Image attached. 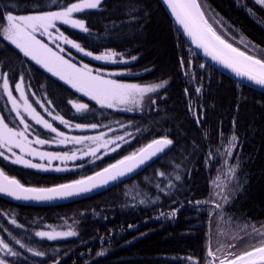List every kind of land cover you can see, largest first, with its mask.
<instances>
[{
  "label": "trees",
  "instance_id": "obj_1",
  "mask_svg": "<svg viewBox=\"0 0 264 264\" xmlns=\"http://www.w3.org/2000/svg\"><path fill=\"white\" fill-rule=\"evenodd\" d=\"M74 2L0 0V11L22 15L37 5L41 11L61 10ZM204 2L217 17L218 34L264 57L263 5L256 0ZM76 16L88 31L64 26L65 33L93 54L115 52L116 65H100L112 70L114 80L167 84L130 111L103 108L0 37V71L13 85L24 79L35 103L41 100L72 123L98 124L101 130L118 126L114 134L123 137L112 155L68 173L39 172L2 157L0 168L25 186L51 188L98 173L156 139H171L172 149L133 180L67 206L19 207L0 199V236L20 254L7 258L9 263L189 264L187 258L193 257L205 264L209 247L215 250L220 242L241 246L242 228L264 226V94L206 64L159 0H101L98 8ZM80 100L89 107L78 112L71 103ZM0 108L5 118L12 115L6 100L0 99ZM53 230L76 235L56 240L35 235ZM28 248L44 255L33 256Z\"/></svg>",
  "mask_w": 264,
  "mask_h": 264
},
{
  "label": "snow or ice",
  "instance_id": "obj_2",
  "mask_svg": "<svg viewBox=\"0 0 264 264\" xmlns=\"http://www.w3.org/2000/svg\"><path fill=\"white\" fill-rule=\"evenodd\" d=\"M257 3L264 5V0H256ZM164 3L171 10L176 22L183 27L184 32L191 38L192 42L197 48H201L206 56H210L212 60L221 64L223 67L230 69L236 76L246 78L251 83L264 88V57H257L249 54L247 51L240 50L233 46L232 43L227 42L221 34L208 23L205 13L202 10L198 0H164ZM101 4V0H78V2L71 3L61 8V10H38L39 5L34 6L33 11L29 14H14L9 9L8 11H0V37L8 44L14 46L19 53L35 64L40 65L52 76L58 77L59 80L70 85L77 92L83 93L90 99L94 100L101 107L114 108L117 106H128L125 110H132L133 106H139L142 98L146 93L156 92L158 89L166 86L167 82L142 87L137 84L120 83L114 79H105L97 72L93 71L87 64L82 67H77L76 64L71 63L65 59L60 52L64 49L60 48L59 52L54 51L49 44L44 42L39 37H48L53 43L62 40L63 43L70 45L86 56H91L98 61H112L117 55L115 52H105L102 55H93L92 52L85 51L79 43H75L68 39L63 33L59 32L57 23L70 25L73 28H78L84 32L88 31L85 23L81 19L74 18V13L81 12L85 9H96ZM57 7H60L57 4ZM57 35H53V33ZM264 51V50H262ZM135 59V57H133ZM182 66H183V62ZM3 80V91L7 94L9 101L12 102L13 111L19 110L17 101L13 98L12 92L9 89V80L5 76H0ZM16 91L20 94V100L24 102V110L36 124L43 125L44 128L56 133L58 137H63V133L58 132L51 123L44 120L29 104L25 97L22 84H16ZM200 91L199 88L196 89ZM155 104V100L151 101ZM43 106V105H42ZM76 110L82 111L87 109V105L83 103L74 104ZM59 117H54L58 119ZM60 122L67 124L68 122L60 118ZM20 123L24 125V130H14L5 123L4 118H0V148L11 150L12 148H19L21 153H26L30 156H39L41 159L51 160H71L74 159V154L68 153H40L36 149L29 147L30 143L44 145L48 143L46 139L37 138L35 141H29L26 137L30 125L25 123L24 119H20ZM81 127V125H76ZM95 128L96 125H91ZM83 139H93L99 141L101 137H85L72 138L73 143H81ZM123 139V137H120ZM236 137L233 136L229 142L228 154H231V149L235 147ZM64 143V140H60ZM173 141L168 138L156 139L147 147L140 149L137 153L125 157L117 164L105 168L96 176L88 177L86 180H77L70 184H61L51 188H36L25 187L15 178L6 176L0 171V193L13 197L16 200L23 201H51L57 198L70 197L91 191L93 188L107 184L109 180H116L123 177L126 173L133 171L135 168L144 164L147 160L162 153L164 149L171 145ZM96 150L92 151L95 155ZM4 155L0 152V156ZM8 157L5 156V159ZM13 163L22 164L29 168H40L47 170L41 164H34L23 156H16ZM62 169L57 168L56 171ZM235 167L232 168L233 174ZM99 178V179H98ZM179 180L180 177L176 176ZM219 195V193H217ZM224 202H227V197H223ZM215 208H222L221 203H214ZM11 223L16 224L13 219ZM19 227V225H17ZM244 236L239 239L244 240L247 247L240 250V246L236 243H218V246L213 250L211 247L207 249L205 264H264V226L257 228L255 225L249 224L242 228ZM37 237L46 238L47 240H56L57 238L74 236V231L51 232L38 231L35 233ZM235 239V238H234ZM16 243L23 248L25 245L19 240ZM232 249H237L233 251ZM0 250L4 251L7 256H19L20 254L9 247L7 243L0 240ZM28 251L33 256H43L44 253L33 248H28ZM101 252L99 255H103ZM189 264H200V261L188 257ZM0 264H7V261L0 259Z\"/></svg>",
  "mask_w": 264,
  "mask_h": 264
},
{
  "label": "rangeland",
  "instance_id": "obj_3",
  "mask_svg": "<svg viewBox=\"0 0 264 264\" xmlns=\"http://www.w3.org/2000/svg\"><path fill=\"white\" fill-rule=\"evenodd\" d=\"M203 1L200 0V4L202 5L203 11L205 12L208 20L213 24V26L215 28H217L216 22L218 23V20H217L215 13H213L212 10H210V8L208 7V5ZM89 10H94V9H85L81 12L89 11ZM81 12L74 13V18L78 19V17L76 15L81 13ZM62 26H67V27H71V28H73V27L70 25H65V24L59 23V22L57 23V28L59 29V32L63 33L64 36H66L68 39L72 40L71 38H69L67 36V34L65 33ZM53 35H57V33L54 32ZM38 38H40L44 42L48 43L49 47H52L54 51L59 52V49L63 48L64 51L60 52L59 54L62 55L65 59L69 60L71 63L76 64L77 67H82L83 65L87 64L89 66V68L92 69L93 74H96L97 72H99L102 75V77L105 79H114L112 76V70L102 69L99 66V64L116 65L117 64L116 62H112V61L106 62V61L95 60L91 56H86L82 52L78 51L77 49L72 48L70 45L63 43L62 40H58L55 43H53L48 37H39L38 36ZM72 41L75 43H78L74 40H72ZM109 52H111V51H109ZM93 55H95V54H93ZM115 57H114V60H115ZM115 71H116V69H115ZM49 74H51V73H49ZM5 75L8 79L7 74L0 71V76H5ZM55 78H57L59 80L58 77H55ZM116 81H118V80H116ZM61 82H63V81H61ZM118 82L126 83V84H133L131 82H122V81H118ZM160 83H162V82H160ZM16 84H22L23 90L25 93V97L28 99L29 104L32 105V107L36 110V112L44 120L51 123L52 126L54 128H56L58 132L63 133L64 134L63 137H58L56 135V133H53L50 130L44 128L43 125L36 124L35 121L32 120L30 118V116H28V114L24 110V102L22 100H20V94H19V92L16 91ZM16 84L13 85L9 81V89L12 92L13 98L17 101L19 116L17 115L16 111H13L12 102L9 101L7 94L4 93V91H3V80L0 79V93H1L0 99L7 101L10 112L12 113V115H9L7 118H5L4 114L2 113L3 111L0 108V118H4L5 123H7L10 128H13L14 130H19V131L24 130V125L20 123V119L23 118L25 123L30 125L29 131H28V133H26V137L29 141H35L37 138L46 139L48 141V143H46L44 145H38V144H35L34 142L29 144V147L36 149L38 152H40V153H59V154L68 153L69 155L74 154L75 158L71 159V160H63V161L62 160H51V161H49L46 158L41 159L39 156H30V155H27L26 153H21L19 148H12L10 151L7 149H4V148H0V152L4 153V155H2L0 157H3L5 159V156H7L8 158L6 160L12 162L16 158V156H18V155L23 156L24 159L29 160L34 164L43 165L44 168H46L47 170H42L40 168H32V169H35V170H38L41 172H46V173L64 174V173H68L70 171L79 170L92 161H95V160L104 158L106 156L112 155L113 153H115V151L119 147V145L121 143V139H120V137L116 136L114 133L117 130H120V127L111 126V127H108L106 129L101 130V126L98 124H94V125H96V127L93 128V127H91V125H93V124L72 123V122L64 119L62 116L54 113L41 100H37V103H35L31 97L30 93H29V90L26 86L24 79H20ZM156 84H158V83H156ZM66 85H68V84H66ZM68 86L71 87L70 85H68ZM147 86H150V85H147ZM142 87H146V86H142ZM72 89H74V88H72ZM161 89L162 88L158 89L156 92H158ZM153 93H155V92L146 93L144 95V97L142 98L141 104L146 99H148L150 97V95ZM81 94L83 95V93H81ZM83 96L88 101L96 103L94 100L90 99L88 96H85V95H83ZM88 101H83V100L74 101L71 104L73 106L74 104L83 103L89 107ZM127 107L128 106L121 105V106H117V107L109 108V109L116 110V111H126L125 109ZM103 108H106V107H103ZM75 110H76V108H75ZM54 117H59V118L54 119ZM60 118L67 121L68 123L67 124L61 123ZM76 125H81V127L78 128V127H76ZM42 131L46 132V134H44ZM74 137H79V138L101 137L102 139L99 141H94L93 139H83L81 143H73L72 138H74ZM62 139L64 140V143H60V140H62ZM94 149L96 150V152H95V155H92L91 153ZM14 164H17V163H14ZM17 165L25 167L22 164H17ZM27 168H29V167H27ZM57 168H60L62 170L56 171ZM0 240H2L1 237H0ZM245 247H247V245L245 243H243L240 246V250H243V248H245ZM6 258H7V255L4 254L3 250H0V259L6 260ZM7 264H11V263L7 262Z\"/></svg>",
  "mask_w": 264,
  "mask_h": 264
},
{
  "label": "water",
  "instance_id": "obj_4",
  "mask_svg": "<svg viewBox=\"0 0 264 264\" xmlns=\"http://www.w3.org/2000/svg\"><path fill=\"white\" fill-rule=\"evenodd\" d=\"M159 1L162 4L165 12L171 19V21L176 26L180 35L183 37V39L207 64L212 66L214 69L219 71L224 76L239 83L240 85L264 94V88L251 83L246 78L236 76L235 73H233L230 69H227L223 67L221 64L212 60L210 56H206L204 54L203 49L197 48L196 45L192 42L191 38L184 32L183 27L176 22L175 17L172 15L171 10L168 8V6L164 3V0H159ZM171 146L172 145L167 146L162 153H158L156 156H153L151 159L147 160L144 164L135 168L133 171L126 173L123 177H119L116 180H109L107 184H103L99 187L93 188L91 191L81 193L79 195H73V196L64 197V198H57L51 201H23V200H16L13 197L0 193V199L7 201L9 203H12V204L21 206V207H35V208H52V207L73 204V203L100 195L102 193H105L117 185L123 184L127 181L134 179L135 177L143 173L148 167L154 164L157 160H159L161 157L167 154L170 151ZM93 176H96V174L92 175L91 177Z\"/></svg>",
  "mask_w": 264,
  "mask_h": 264
},
{
  "label": "bare ground",
  "instance_id": "obj_5",
  "mask_svg": "<svg viewBox=\"0 0 264 264\" xmlns=\"http://www.w3.org/2000/svg\"><path fill=\"white\" fill-rule=\"evenodd\" d=\"M70 205V204H69ZM64 206H67V205H64ZM59 207V206H58ZM31 208H35V207H31Z\"/></svg>",
  "mask_w": 264,
  "mask_h": 264
}]
</instances>
